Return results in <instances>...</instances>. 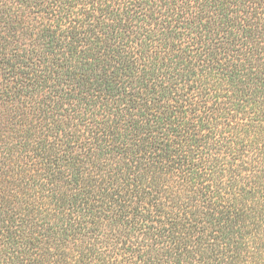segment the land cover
Here are the masks:
<instances>
[{
  "label": "trees",
  "instance_id": "16d2710c",
  "mask_svg": "<svg viewBox=\"0 0 264 264\" xmlns=\"http://www.w3.org/2000/svg\"><path fill=\"white\" fill-rule=\"evenodd\" d=\"M0 264H264V0H0Z\"/></svg>",
  "mask_w": 264,
  "mask_h": 264
}]
</instances>
